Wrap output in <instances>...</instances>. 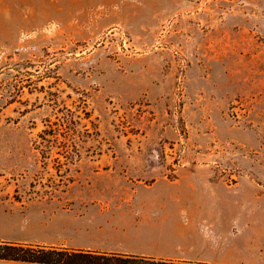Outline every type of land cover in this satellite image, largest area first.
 <instances>
[{
  "label": "rangeland",
  "instance_id": "1",
  "mask_svg": "<svg viewBox=\"0 0 264 264\" xmlns=\"http://www.w3.org/2000/svg\"><path fill=\"white\" fill-rule=\"evenodd\" d=\"M190 171L264 264V0H0V240L127 245L74 217Z\"/></svg>",
  "mask_w": 264,
  "mask_h": 264
},
{
  "label": "crops",
  "instance_id": "2",
  "mask_svg": "<svg viewBox=\"0 0 264 264\" xmlns=\"http://www.w3.org/2000/svg\"><path fill=\"white\" fill-rule=\"evenodd\" d=\"M222 187V180L214 179L210 173L200 177L197 172L190 171L186 176L173 181L165 177L158 178L141 189H135L133 210L104 218L110 228H105L101 221L103 217L94 215L93 212L74 217L82 221L86 219L87 225L96 226L106 236L123 238L129 242L127 245L110 247L78 241L71 243L75 248L215 264H238L239 261L233 257L240 253V248L232 244L235 234L232 228L234 215L229 218L222 210L225 202ZM85 228L87 229L82 226L76 229H79L78 233L90 234L91 229ZM0 261L1 264L26 263Z\"/></svg>",
  "mask_w": 264,
  "mask_h": 264
},
{
  "label": "trees",
  "instance_id": "3",
  "mask_svg": "<svg viewBox=\"0 0 264 264\" xmlns=\"http://www.w3.org/2000/svg\"><path fill=\"white\" fill-rule=\"evenodd\" d=\"M0 260L36 264H215L11 240H0Z\"/></svg>",
  "mask_w": 264,
  "mask_h": 264
}]
</instances>
